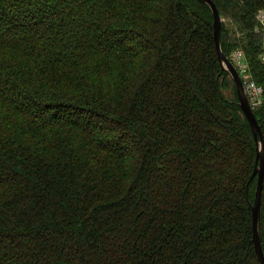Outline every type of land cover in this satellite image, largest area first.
<instances>
[{
  "label": "trees",
  "instance_id": "obj_1",
  "mask_svg": "<svg viewBox=\"0 0 264 264\" xmlns=\"http://www.w3.org/2000/svg\"><path fill=\"white\" fill-rule=\"evenodd\" d=\"M212 1L264 87V0ZM257 163L207 4L0 0V264H261Z\"/></svg>",
  "mask_w": 264,
  "mask_h": 264
},
{
  "label": "water",
  "instance_id": "obj_2",
  "mask_svg": "<svg viewBox=\"0 0 264 264\" xmlns=\"http://www.w3.org/2000/svg\"><path fill=\"white\" fill-rule=\"evenodd\" d=\"M200 1L207 4L212 12L213 37H214V45H215L218 61L220 63L221 69L226 70L230 74V76L232 77L235 83L239 107L248 121V124L252 130L254 140L256 142V161L258 160V163L254 168V171L257 173V182H256L254 200L251 208L252 209V241L259 262L261 264H264V257L258 235L259 204H260V195H261L262 181L264 175V142L262 139L261 127L256 119L254 112L250 109L247 98L244 95L242 83L237 71L235 70L234 66L229 61V59L226 57V55L222 52L220 46V36H219L221 17L216 9V6L212 2V0H200Z\"/></svg>",
  "mask_w": 264,
  "mask_h": 264
},
{
  "label": "built area",
  "instance_id": "obj_3",
  "mask_svg": "<svg viewBox=\"0 0 264 264\" xmlns=\"http://www.w3.org/2000/svg\"><path fill=\"white\" fill-rule=\"evenodd\" d=\"M256 27L263 33V39L261 42V51L259 54V60L264 66V8L258 10L255 15ZM230 61L237 70L243 86V91L247 97L249 106L252 110L257 109L264 98V87L256 84L250 77V73L247 69L245 59L241 50L234 49L230 54Z\"/></svg>",
  "mask_w": 264,
  "mask_h": 264
},
{
  "label": "bare ground",
  "instance_id": "obj_4",
  "mask_svg": "<svg viewBox=\"0 0 264 264\" xmlns=\"http://www.w3.org/2000/svg\"><path fill=\"white\" fill-rule=\"evenodd\" d=\"M213 2V1H212ZM217 9V8H216ZM218 11V10H217Z\"/></svg>",
  "mask_w": 264,
  "mask_h": 264
}]
</instances>
